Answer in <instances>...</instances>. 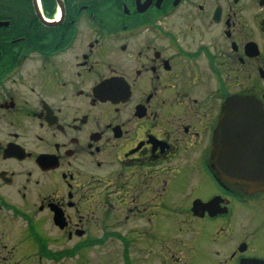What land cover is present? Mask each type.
Wrapping results in <instances>:
<instances>
[{"label":"flooded vegetation","instance_id":"flooded-vegetation-1","mask_svg":"<svg viewBox=\"0 0 264 264\" xmlns=\"http://www.w3.org/2000/svg\"><path fill=\"white\" fill-rule=\"evenodd\" d=\"M9 41L0 264H264V0L19 1Z\"/></svg>","mask_w":264,"mask_h":264},{"label":"water","instance_id":"water-1","mask_svg":"<svg viewBox=\"0 0 264 264\" xmlns=\"http://www.w3.org/2000/svg\"><path fill=\"white\" fill-rule=\"evenodd\" d=\"M7 25V23H1L0 26ZM239 102L237 106L243 107L245 111L243 114H248L249 121H253V115H256L255 121L263 123L264 122V112L262 107L256 103L250 101L247 97H239ZM259 114V115H258ZM231 113L227 111L224 112V120L222 122V129L220 132L217 133L215 137V144H214V154L216 162L220 164L226 162L228 163L227 166L223 165L221 168L228 173V176L233 179L237 180V167H236V160L238 156L237 147L239 146L241 134L239 133L238 129L234 126H237L238 116H234L232 118ZM240 122V121H239ZM230 125H234L229 127Z\"/></svg>","mask_w":264,"mask_h":264},{"label":"trees","instance_id":"trees-1","mask_svg":"<svg viewBox=\"0 0 264 264\" xmlns=\"http://www.w3.org/2000/svg\"><path fill=\"white\" fill-rule=\"evenodd\" d=\"M28 1V0H0V21H6L9 23L7 27H0V34L5 39L0 41V50L14 49L13 43H9V40L15 38V2Z\"/></svg>","mask_w":264,"mask_h":264},{"label":"rangeland","instance_id":"rangeland-1","mask_svg":"<svg viewBox=\"0 0 264 264\" xmlns=\"http://www.w3.org/2000/svg\"><path fill=\"white\" fill-rule=\"evenodd\" d=\"M184 230H186L187 226H183ZM186 233V232H184ZM182 233L181 234V239H184V240H187L189 235H188V232L186 234ZM79 262V256L77 255H74V256H71L68 258V262L67 264H77Z\"/></svg>","mask_w":264,"mask_h":264}]
</instances>
